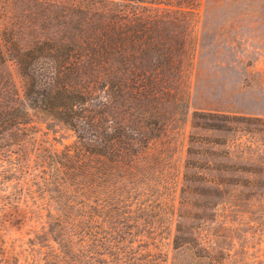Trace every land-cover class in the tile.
Masks as SVG:
<instances>
[{
    "label": "trees",
    "instance_id": "16d2710c",
    "mask_svg": "<svg viewBox=\"0 0 264 264\" xmlns=\"http://www.w3.org/2000/svg\"><path fill=\"white\" fill-rule=\"evenodd\" d=\"M4 1L29 13L0 17L1 180L14 181L11 197L24 194L27 211L44 218L25 241L30 262L0 224V264H195L214 248L199 238L200 223L176 219L165 238V225L146 218L126 184L187 107L177 88L184 39L173 0ZM30 111L47 129L61 124L72 141L50 148Z\"/></svg>",
    "mask_w": 264,
    "mask_h": 264
},
{
    "label": "rangeland",
    "instance_id": "374dc122",
    "mask_svg": "<svg viewBox=\"0 0 264 264\" xmlns=\"http://www.w3.org/2000/svg\"><path fill=\"white\" fill-rule=\"evenodd\" d=\"M4 3L0 17L29 13L25 4ZM173 3L181 11L171 6L170 14L184 39L177 88L187 107L138 159L127 177L135 192L128 199L143 206L148 220L165 225V238L176 219L200 223L199 238L214 248L195 264H264V0ZM7 68L20 91L14 64ZM30 114L36 137L50 148L72 141L61 124L47 129ZM13 183L0 174L2 237L18 239L15 250L30 262L25 241L44 217L27 211L33 203L24 194L11 197Z\"/></svg>",
    "mask_w": 264,
    "mask_h": 264
}]
</instances>
